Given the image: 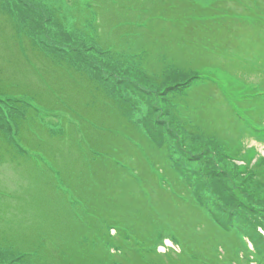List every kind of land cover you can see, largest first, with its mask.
Segmentation results:
<instances>
[{
	"label": "trees",
	"instance_id": "obj_1",
	"mask_svg": "<svg viewBox=\"0 0 264 264\" xmlns=\"http://www.w3.org/2000/svg\"><path fill=\"white\" fill-rule=\"evenodd\" d=\"M113 3L110 10L112 18L101 16V20L108 21L109 26L117 21V24L123 23L119 14L125 11V0H113ZM129 10L133 14L140 12L141 16L130 15V23L123 26V29L109 26H101V29L119 36L125 35L127 31L132 32V47L139 46L143 49L141 55L147 60L144 66L148 71L165 57L171 58L176 64H181L183 60L189 63L188 67L179 68V72H171L172 83L167 82L168 77H171L170 73H164L166 76L163 82L167 85L158 95L159 100H165L173 89L187 91V87L192 85V79L205 73V68L220 67L222 63L214 64L212 57H223L228 39L245 29L247 24L264 29V0H213L209 5H201L193 0H145L141 5H131ZM1 15L6 18L9 31L14 37L15 45L12 47H17L24 57L30 55L40 62L39 65L49 73V84L45 85L46 90L52 93L53 99L49 100L55 101L58 106L56 111L72 112L76 125L71 126L75 133L77 126L89 144L85 151L76 142L77 133L72 143L65 144L61 141L63 135L50 134L37 119L31 121L32 126L27 125L26 116L31 107L28 104L27 110L21 114L20 108L17 115V144L7 142L5 134L2 136L0 133V156L13 155L26 161H37L39 157V161L53 178L48 186L50 184V187L56 188L58 185L56 186L53 164L60 158L56 154L58 152L79 180L81 188L86 191L89 186L90 192L85 193H89L94 203L95 197H98V203L101 202L102 206L97 209V206L90 204L93 210L83 208L85 196L74 194L62 186L65 192L74 196L69 203L78 207V216L82 215L84 209L88 212L86 219L81 218L82 224L86 220L89 222V225H85L89 229L84 234L85 241L80 240L67 247L54 246L44 236L37 234V230H34L37 227L33 226L34 232L26 233L21 239L26 242L18 241L13 244V236L9 232H0V238L3 237L0 249L8 246L15 248L14 251L22 254L21 259L27 264H264V157L259 158L255 167H251L246 159L238 158L236 151L240 148L239 143L219 150L213 134L206 130V135L203 136V127L196 130L202 137L189 150L188 159L197 166L195 176L203 179L204 187H199H203L201 189L205 192L198 196L199 200L190 203L193 187L184 184L182 178L169 171L161 160L164 158L162 151L166 153L165 144L173 139V134L162 129V126L165 127L166 117L158 114L147 125L150 130L144 129V136L139 131L131 132L119 119V108L123 107L121 104L129 88H117V82L122 83L121 85L130 83L134 88L136 84L132 77L148 74L140 68L139 61L114 58L115 48L107 49V43L99 38L104 39L102 31L94 33L85 26L83 28L87 33L97 34L98 39L92 41V35H87L85 50L80 47L71 48L66 45V41L52 43V50L64 54L57 57L40 48L25 29L17 34L12 15L3 11ZM138 30H145L148 44L133 43ZM173 41L176 43L172 51ZM92 43L97 46H90ZM203 44L213 52L205 61H202ZM235 47L242 54L241 46ZM93 48L94 55L103 62L89 58L87 52ZM70 52L71 59L75 62L66 56ZM122 52L126 54V50ZM151 59H155V62H151ZM35 71L40 75L41 69ZM3 72L6 76H1ZM8 73L9 69L0 67V95L7 94L11 97L9 100L16 101L21 107L26 102L21 98L27 94L18 92L25 87L16 77L12 80ZM214 74L211 73L208 77H213ZM115 75L132 77H121L114 81ZM40 79L41 83L45 82L43 77L40 76ZM211 79H216L214 84L218 88L223 84V80L218 77ZM113 81L117 84L114 91L108 86ZM209 87L205 83L202 89L207 90ZM45 88L40 87L29 93L32 100L42 104L48 100L47 95L41 94V89ZM179 95L187 103V92ZM208 100L206 95L205 99L203 95L196 97V108H200L202 101L207 104ZM152 106L157 107L156 103ZM32 108L34 110L35 107ZM165 109L166 116L168 112L166 107ZM96 118H100L99 121L103 124L106 122L107 126L92 125L91 122L95 123ZM170 119L168 115L167 120ZM196 119L200 118L197 116ZM62 120L69 124L67 118L62 117ZM210 122L212 123L211 119ZM203 123L207 124V119ZM196 125L200 126L198 122ZM170 130L175 132L171 128ZM204 141L213 145H203ZM241 145L243 146L242 143ZM47 150L49 153L46 159ZM33 152H40L43 156L37 157ZM216 155L218 160L215 159ZM235 159H242L241 165L236 166L233 162ZM59 174L61 178L64 177L62 170H59ZM240 177L243 182H236ZM57 180L60 185L61 181ZM64 180L66 179L63 178ZM185 180H189V175H186ZM197 184L199 185L197 178L194 177L192 185ZM50 195L54 196V192ZM4 196L9 195L0 191V210L13 211L14 208L9 205L13 199L8 201ZM23 203L25 204L24 196ZM112 207L114 221L111 218ZM99 222H105L106 225L97 228L98 235L93 239L90 231L95 233L96 227L93 225V228L92 224ZM108 226L115 229L114 234L110 235ZM242 235L247 237L243 238ZM166 236L179 244V251L169 246H165L167 251L158 250L157 245L164 244ZM102 238H106L110 246ZM19 243L28 246L22 247ZM0 255L4 256L2 253Z\"/></svg>",
	"mask_w": 264,
	"mask_h": 264
},
{
	"label": "rangeland",
	"instance_id": "obj_2",
	"mask_svg": "<svg viewBox=\"0 0 264 264\" xmlns=\"http://www.w3.org/2000/svg\"><path fill=\"white\" fill-rule=\"evenodd\" d=\"M193 1H198L201 5H209L213 0ZM143 3H145V0H125V11L119 14L123 23L117 24L119 22L117 21L116 23L113 22L110 26L107 24L108 21L101 20V16L108 19L112 18L110 10L114 6L113 0H0V11L2 10L4 13L13 16L11 17L14 20L17 34L22 33L21 31L25 29L40 48L50 51L57 57H62L64 54L52 50V43L66 41V45H69L71 48L80 47L82 50H85L87 35H92V39L91 37L90 39L93 41L98 39V36L96 37L97 34L94 33L102 31L104 39L102 37L99 38L105 44L107 43V49L115 48L113 50L116 51L113 53L114 58H131V61H139L140 68L144 72H147V75H137L135 78L130 75L113 76L115 78L113 79L114 81L121 77H132L136 84L134 88L130 83L121 85L122 83L117 82L118 86L114 81L108 83L112 91L115 90V86L117 88L128 86L129 88L121 104L123 107L119 108V119L121 123L125 124L124 127H129L131 132L135 133L139 131L144 136L146 135L144 129L150 130V127L147 125L152 123L158 114L166 117L165 127L162 126V129L168 134H173V139H169V143L165 144L167 145L166 153L164 154L162 151L164 158L161 160L169 171H173L175 175L182 178L184 184L188 185V187H193L190 192V203H192L193 200H199L198 196L202 192H205L201 189L204 187L203 179L195 176L197 166L188 159V156H190L189 150L193 149L202 137L198 135L196 130L203 127V136L206 135L207 131L209 134H213L214 139L218 143L219 150H223L228 145L239 143L240 148L236 151L237 156L238 158L246 159L251 167H255L259 158L264 157V29L245 24V29L240 30L228 39L227 50H224V56L214 55L212 57L214 64L222 63L224 67L220 64V67L205 68V73L192 79V85L187 87V91L180 92L173 89V91L166 95L165 100H159L157 98L158 95L167 85L163 82V78L166 76L164 73L169 72L171 75L173 71L179 72V68L188 67L189 63L183 60L181 64L177 63L178 66L171 58L165 57L164 60H156L157 62L152 70L148 71L144 66V62L147 60L142 58L141 55L143 49L139 46L132 47V32L127 31L125 35L119 36L101 29V26L123 29V26L130 23V15L141 16L140 12L136 14L130 13L129 9H131V5H141ZM1 12L0 67L9 69L8 76L12 80L16 77L20 81L19 83L25 87L16 92L26 93L27 95L21 98L26 101L21 104V107H19L16 101L9 100L11 97L7 96V94L0 95V133L2 136L3 133L5 134L7 142L10 141L17 144V115L20 108L21 114H23L30 105L29 109L31 111L29 110L26 116L27 125L32 126L31 121L37 119L48 129L50 134L63 135L61 141L65 144L72 143L74 135L77 133L76 142L87 151V144L89 143L77 126L76 133L71 126L75 124V120L71 116L72 112L66 113L64 110L56 111L58 106L55 101L49 100V98L53 99L52 93L45 88V85L49 84L47 81L49 73L39 65L40 62L32 59L30 55H25L24 57L20 54L17 47H12V45H15V40L9 31L6 18L1 15ZM83 26L91 29L94 33H87ZM144 32L145 30L136 31L133 43L138 42L140 45L141 43L148 44ZM125 37H128V39H125ZM95 43L97 44V42ZM95 43H92L90 46H97ZM175 43L176 41H173L172 51L174 50ZM235 45L241 46L243 49L242 54L238 53ZM201 49L203 50L202 61H205L208 56L213 55L212 50L208 46L203 44ZM93 50L94 48L89 50L90 52H87V55H90L89 58L91 60L93 58L94 61L100 63L103 62L102 59L99 60L94 55ZM123 50H126V54L122 52ZM66 56L71 59V52ZM73 61L75 62V60ZM150 61L155 62V59H151ZM36 69H41L40 75L35 71ZM211 73H215L214 76L208 77ZM1 76H6V73L3 72ZM40 76L43 77L45 82L41 83L42 79H40ZM216 77L219 80H223L220 88L214 84L216 79H211ZM167 82H173L172 75L168 77ZM205 83L206 86H210L207 90L202 89ZM40 87L45 88V90L41 89V94L48 96V100H45L43 104L33 101L29 95V93L35 91L34 89H40ZM186 92L187 103L183 102L179 95V93L185 94ZM202 95L204 99L205 95L206 98H209L207 101L208 105L205 101H202L199 104L200 108L197 109L196 97H202ZM154 103H156L157 107L152 106ZM49 104L52 106H48ZM32 107H35L34 110ZM165 107L167 108L169 118H171L170 120H167L168 115L165 116ZM115 113H117V109ZM197 116L202 120L196 119ZM62 117L67 118L68 125L64 123ZM204 119H207V124L203 123ZM99 120L100 118H96L94 120L96 124L93 122L91 124L98 127L100 125L107 126L106 122L103 124ZM196 122L200 126H197ZM170 128L175 130V132L172 133ZM116 130L121 131L118 128ZM123 132L125 131L123 130ZM182 133L184 134L182 135ZM147 134L151 135L148 132ZM146 137L148 138V136ZM124 139L126 140L127 138L124 137ZM153 139L156 138L153 137ZM202 144L209 145L212 143L204 141ZM19 151L22 153L21 149ZM251 151L253 152L251 153ZM48 153L47 150V153H45L46 159ZM33 154L37 157L38 155L43 156L40 152H33ZM56 154L60 157L53 164L56 186L58 185L56 188L50 187V184L48 186V183L53 178L43 163L39 161V157L37 161H26L13 155L0 156V191L8 193L9 196H4V199L8 201L13 199L9 205L14 208L13 211L0 210V232H9L13 236V244L18 241L26 242L24 239H21L26 233H32L33 226L37 227V229H34L37 230V234L44 236L54 246L63 245L67 247L73 243H79L80 240L85 241L84 238L86 239V237H84V234L89 230L85 225H89V222L86 220L85 224H82L81 218L86 219L88 212L84 209L82 215L78 216V207L73 203H69V200L71 201L74 196L72 197L69 192H65L62 186L65 189L71 190L74 194L80 193L85 196V200L83 198V208L93 210L90 204L97 206V209L102 206L101 202L98 203V197H95L96 202L94 203L89 193H85L90 192L89 186L84 191L81 188L79 180L72 173L71 168L66 161L62 160V155L58 152ZM51 159L53 160V157ZM215 159L218 160V155L215 156ZM242 159H235L233 162L238 166L241 165ZM59 170L63 171V178L66 180L63 181ZM70 172L71 175H69ZM159 173L161 174V172ZM186 175H189L188 181L185 180ZM194 177L197 178V182L199 183L197 186L192 185ZM57 179L61 181L60 185ZM236 182L242 183L243 180L240 177V180ZM200 185H203V187H199ZM25 192L28 195H25ZM51 192H54V196L50 195ZM23 196L25 204L23 203ZM102 204L106 203L102 202ZM207 206L210 208L209 204ZM111 209V218L114 221L112 215L113 207ZM100 225L106 224L105 222H99L96 225L92 224L95 233L90 231V235L93 239L95 235H98L97 228ZM108 228L110 235L115 233L114 228L110 226ZM242 237L245 238L247 236L242 235ZM102 240L110 246L106 238H102ZM0 242H3V237L0 238ZM19 246L25 247L28 245L19 243ZM165 246L172 247L176 251L180 250L179 244H176V241L169 236L164 237V244L159 243L157 248L159 251L164 252L167 251V247ZM14 249L10 246L0 249V253L4 254V256L0 255V264H27V262L22 261V254L15 252Z\"/></svg>",
	"mask_w": 264,
	"mask_h": 264
}]
</instances>
